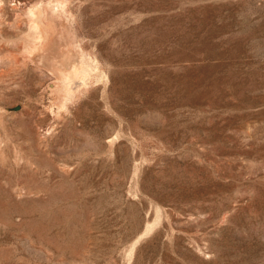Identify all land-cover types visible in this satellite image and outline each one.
Here are the masks:
<instances>
[{
    "label": "rangeland",
    "instance_id": "1",
    "mask_svg": "<svg viewBox=\"0 0 264 264\" xmlns=\"http://www.w3.org/2000/svg\"><path fill=\"white\" fill-rule=\"evenodd\" d=\"M0 264H264V0H0Z\"/></svg>",
    "mask_w": 264,
    "mask_h": 264
}]
</instances>
